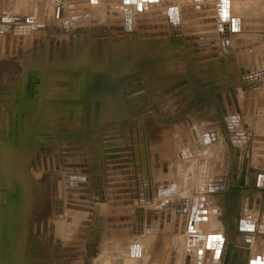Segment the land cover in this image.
<instances>
[{
    "label": "bare ground",
    "instance_id": "bare-ground-1",
    "mask_svg": "<svg viewBox=\"0 0 264 264\" xmlns=\"http://www.w3.org/2000/svg\"><path fill=\"white\" fill-rule=\"evenodd\" d=\"M98 1L94 0L93 3L85 1L88 4V7L85 8V10L89 9L88 12L84 13V15L76 16H83L82 18H89L92 16V10H94ZM168 1H171L175 5L174 8L178 9V11H181V8L185 7L184 0H162L159 2H153L151 0H106L103 13L106 22V29L109 30L110 28V30L119 33L117 38H122L125 42L123 41L119 44L117 43L112 48H110L107 44H102L101 46L99 45V47L95 49L92 54L94 60L87 66L81 65V67L76 70L78 75L75 82H73V89H71V92L68 93V88H66V95H64V89L50 86L53 83H57V72L55 73L50 68L44 67L42 62V53H39V44L35 42V45H38L39 51L36 50L35 46V50L32 49L30 40H28L30 39L28 37L31 33H33L32 29H27L24 34V31L20 32L15 29L3 31L0 28V96H8L15 83L19 81L22 84V78H26V82L23 84L25 86L29 85V88L35 83V79L37 81V84L35 83V89L30 88L31 90H28L29 92L27 91L28 95L35 93L33 94L35 96H32L31 98L26 96V92V98L20 97L19 99H15V97L10 96L5 99H1L2 97H0L1 129H5L4 135L6 137L7 128H9L8 135L13 139L12 142H9L7 147L9 148L7 151L12 157H8V160L10 161L12 159V163L5 167L2 160L0 169V204L2 206V208L0 207V264H6L7 262L15 264L16 261L14 259L12 245H37L39 237L37 238L36 236L38 234H42V236L45 234L47 236V241L52 244L50 247L51 251L50 249L48 250L50 254L52 253V260L48 264H66L62 263L65 261H69V264H167L170 255L169 245L172 246L175 240L183 242L182 245H184V252H193V254L186 258H183L184 256H182L180 264H253L256 260L255 254L259 256L261 255L258 260L260 263L255 264H264V241L259 239V241L255 243L257 244L256 249L258 248L260 250V253L257 254L255 248L253 249L254 252L252 251L247 253L246 249L248 243L246 241L244 242L242 239L243 237H248L250 231L255 228L254 225L249 222L241 223L239 220V216H248V211H240L237 208L234 209L239 200L242 202V197H246L247 201L257 202L261 198L260 196L264 195V51H262L263 54L261 53V49L264 50V45L262 44L263 46H261L259 44L261 47L258 45L255 47L254 43L244 47L234 48V44H236L235 40L241 37H257L255 32L251 33L244 31L245 22L243 23V21L244 19L251 17L242 18L240 15L244 12H257V17H264V0L236 1L232 9L233 11L228 12L229 18L227 19V22L225 21V25H221V21L225 18V5L222 0H220V2H218L219 0L188 1L186 6L189 5L192 6V8L194 7L190 15L199 14L198 12L200 11L201 6L209 3V11H204V16L207 15L206 13H210V10H213V14L215 15L214 17L216 18V21L213 24L208 25L204 22H201V24L200 22L191 20L193 30L220 29L222 31L220 32V38L218 37V34H205L207 36H204L203 34H201L202 36L196 35V38L194 39L190 37L192 40H188L189 47L186 46L189 50L184 47V43L181 41L182 38L180 36L182 33L179 34L177 31L174 33L170 30L164 31L153 23V25L157 26L156 28H151V24L148 25L146 23H140L134 25V31L131 35L125 37L120 35V33L124 31L122 26H125V29L127 30L132 23L131 9L135 8L139 11L142 7H145V10L154 11V7L159 5L165 7L166 2ZM67 4L68 2L63 4L62 0H26L24 22L28 24V26H31L29 24L34 23L35 19H37V21L46 25L55 24L53 26V30L54 34L57 35L58 28H62L63 31L68 28L61 26L62 24H60V20H81L78 19V17H75V14L70 15L67 11H65V6ZM29 7L36 8L37 15L42 14V17L34 18L35 14L33 10H28ZM245 7L248 8V10ZM208 8H204V10H207ZM27 12H30L31 16L28 15ZM48 14H50V16ZM50 19H53L51 20L52 22L48 21ZM79 25L87 26L89 25V21H81ZM38 27L41 29L40 26ZM97 28L99 29V27ZM80 31L81 30H72L66 32L65 41L67 42V57L70 61L72 60L76 62V55L77 57L79 56L78 52L80 50L81 43ZM254 33L256 35H254ZM15 34H17L18 37L15 38ZM109 34L112 35V33ZM261 34L264 35V31ZM27 35L29 36L27 37ZM45 35L44 37H46ZM12 36L13 38H11ZM112 36L116 37L115 35ZM175 37L176 39H174ZM177 37H180L181 39ZM213 37H218L215 42L212 41ZM178 39H180L179 41L183 45H179L180 42L175 43V40L178 42ZM8 45L11 48L13 46L17 53L12 55L8 49ZM25 48H27V51L24 50ZM249 49L251 50V55H248V52H246L247 54L243 56L242 52ZM11 50L14 51L13 48ZM107 51L110 52V59L108 62L106 61ZM152 52L158 54L150 56V53ZM62 54H65V52H63L61 40V57ZM103 58H105V61H103ZM120 59L125 61V66L122 65V67L134 68L121 72L120 74L117 73V67L113 66L112 62L119 61ZM203 59L211 65L213 64L211 67V65L209 66L207 63L208 66L205 68L203 67L205 71L207 73L214 72V74H209L218 75V79L220 78L218 82H221L220 80H222V83L224 82V85L226 86L224 87V85H218L221 86V88L222 86L224 88L222 90L220 89V91H215L212 95H209L210 101L212 98L214 105L207 104L209 99L207 102L203 101L207 97L204 95L203 96L205 98L201 97L203 98L202 102L201 100L199 101L192 87L190 91L182 94V96L192 94V97H190V99L187 98L188 100L186 102L176 106L173 104L163 103L165 96L168 97L173 92L184 87L174 88L171 94L169 93V89L164 91L166 87L170 85L175 86V84L179 83L175 81L182 75L183 70H185V66H188V61H195V63H197ZM217 59H219L217 62L218 64H214L213 62ZM196 65L194 64L193 69H197ZM31 66L34 67L31 68ZM187 66L186 69L189 71ZM200 70H197V73ZM193 71L195 72L196 70ZM206 72L201 73L205 76V74H207ZM35 73H39L40 75H36ZM184 73L186 72H183V74ZM132 74L138 75L131 76ZM194 74H196V72ZM199 74L200 72L198 75ZM203 74H200L201 77H203ZM209 74L206 76L212 78ZM123 76L126 77V79L119 80V78ZM136 77L139 78V80H136ZM195 77H197V75H195ZM127 79L134 80L130 81ZM213 79H215L214 76ZM186 81H188L186 85L194 86V83L191 84L192 82L190 79H186ZM120 82L123 84V87L120 86ZM62 84L64 83H59L61 86ZM218 86L216 85V87ZM32 88H34V86ZM130 89L139 90L137 94L145 93L146 98L127 105L126 98L131 97V94L126 92H129ZM184 90L185 89L176 93H182ZM161 92L165 94L163 98L159 97L160 99H153L155 95L159 96L158 93ZM80 94L81 96L83 95L84 98H81ZM208 94L209 93L207 92L206 95ZM67 95L69 96L66 97ZM51 96L56 98L58 97V99L60 98L63 100L53 101V99H50ZM167 97L166 101L169 102ZM65 98L71 101L69 105L73 103V108L77 106L72 115V119L67 118L66 108L69 107V105L66 103ZM151 99H153L155 111L163 122H166L174 117L172 123L167 122L165 124L166 134L173 146V152L170 156L166 157V160L173 162L175 161L176 156L178 161L179 159L181 160L176 166L171 165L167 167L165 165V168L161 165L162 172L158 171V176L155 170L156 164H154L155 166L151 168L154 172V184L152 179V189L154 190V193L157 192L158 196L161 194L158 192L160 187V176H162L161 190L163 192L173 193L174 188L176 190L179 181H182L184 185L187 184L194 186V188H196L200 183L201 187L207 186V189L209 190H211V188L219 191L225 190L227 188V180L229 181V175H235V182L233 183L235 188L229 198L230 200L227 204H225L223 210H213L212 215L208 216L204 220L203 228L201 227L200 230L196 232H180L170 235L168 232V228H170L169 221L167 218H160L157 205L155 206V210L149 209L148 211L139 212L138 208L135 209V206L132 205L110 207L106 210L103 221L104 224L109 225L108 228L116 227L122 234L131 233L130 230H121V228L129 226V223H131L132 232H136L138 230L137 228H140L137 219L141 217V214H143V216L147 214V218L144 219V217H142L141 219L142 224H145L146 222L149 229H144L142 232L151 235L154 233L163 238L168 235L169 239L163 240L162 238L161 240L163 241L158 243L152 238L151 240H147L143 247H141L140 241L129 243L122 241L119 244L121 246L120 250L110 249L111 242L109 240L108 242H105L104 249L101 251L99 244L101 240L99 239H92L90 237L75 238L64 235L60 236L57 234V221L55 223L52 222L51 224H43L42 222H39L38 213L29 214L22 212L24 202L27 204V202H31L30 200L33 198L32 201L36 206L41 204L44 199L43 191H29L26 183L23 184V179L16 176V171H21L25 168V160L29 151L28 146H30L27 145V139H29V142L31 141L33 148L42 149L39 153H33L32 162L35 170H39V172L46 174L44 177L47 182V179H50V183L55 184L59 181V178L57 180L58 175L62 178L63 188L65 187V193L63 192L65 198L73 201V203L95 202L93 200H89L87 195L89 194V197H92V191L97 189L94 186L95 182L97 181L101 183L104 172L108 178H110L112 171L118 172L122 168L129 171L128 169L131 166L128 162V158L131 153L130 151L132 150L125 149L120 151L114 148L112 149L111 147L110 151L107 147H104L103 150L108 152V154H106V152L103 153V147L101 148L100 143L104 142L106 144L105 146H107L109 140L112 141L116 139L118 141L127 142L132 139L135 136L133 130L137 129V125L144 120H149L148 112L151 111V108L149 105L147 108L148 110H143L142 108H144L143 104L147 102L149 103ZM53 102L64 105L65 107L63 110H65V114L62 116V120H60L59 123L55 121L52 126L49 125V123L53 120L49 118L54 115H49L48 112L53 109L49 107L48 110L45 111L43 104ZM204 103H206V106H204ZM259 103L260 105L257 107V104ZM33 104L35 108L33 110L31 109L32 111L28 113L30 106ZM171 105L173 106L170 107ZM181 106H183V110L177 109ZM99 110H102L103 120L100 121L98 118L99 122L96 123L97 121H95L92 117L99 112ZM138 110H140V113H142V110L146 112L142 115L134 113ZM175 111L181 112L176 114ZM33 113L35 114L34 121L31 119ZM185 115L189 118L191 131L197 140V146L193 145L190 141L191 132L185 127V121H181L179 119V117ZM85 118H88L87 121H90L92 127L94 122L97 124V126L95 125L96 128L98 127L97 135L86 133L84 137H78L81 133L83 120L86 121ZM31 123L34 124L33 127L35 128V132L33 133L32 130L30 135ZM55 127H57V130L59 129L57 134H54L56 130ZM223 127H227V130L229 131L228 134L235 133L237 135L241 134V136L247 135L248 143H250L246 146L247 149L250 148V153L246 155L247 161L245 160V156L237 158L239 150L234 144L238 141L227 146L229 150L236 149L235 156H229L227 149H225L226 153L221 151L222 148L217 143L210 144L207 143V141L205 142L204 138H206L207 135L221 132L224 129ZM259 130L263 131H261V133H257ZM85 131L86 130H84V133ZM149 131L152 132L153 128L150 127ZM28 132L29 136H26L28 135ZM77 134L78 136H76ZM67 136H69V138ZM154 136L158 137V132H155ZM57 138H59V142L61 143H68L69 141H83L85 149L84 151H82V149H73V151L70 152L62 151V149L66 148V146H60L57 154V142H55ZM238 138L235 137L234 139ZM76 145L77 144H74V146ZM74 146L72 147L74 148ZM107 149L109 151H107ZM100 150L102 152V156H100ZM0 157H4V155H0ZM106 157H108L107 161L105 160ZM196 158H200V160ZM224 161H228L226 163L227 167H225V164H221ZM74 167H79L84 172L82 174L75 173L76 170L72 169ZM169 167L177 168L176 176L173 173V175L170 176L171 168ZM250 176L252 183L248 182V178ZM73 178H75V180ZM219 178L220 180H218ZM72 181L76 184H82L85 182V187H88V189H86L88 193H82L80 191L81 193L78 192V194L75 192L77 189H73L74 192H70L71 188H73L70 184ZM166 182L167 187L171 188L170 191H167L168 188L166 187ZM52 186L54 187V185ZM55 186L56 190L54 187V189L50 190V193L47 192L46 194L48 195L49 193L51 196L50 200L56 213L54 215H56L55 217L57 218V213H60V211L58 212L57 210V207L59 206H57V204H59L57 203V183ZM248 187L253 189L255 194L259 197L256 198V195L253 194V192H249L246 189ZM126 191L121 190L120 192L121 195L124 194V199L120 198L124 203H127L126 199L128 198L127 194H125ZM211 199L215 198L200 197L198 198V201L201 203L202 201ZM33 203L31 205H33ZM200 203L197 207H200ZM182 204H187V202L184 201ZM205 205L206 204H204V206ZM171 206L172 205H169L168 207L171 208ZM125 210H133V212L128 215H121V213H119ZM95 211H97V209H95ZM185 211L186 209L183 210V213ZM216 213H220V215L216 216ZM177 214H179V209L175 210V216H177ZM154 216H156V218H154ZM183 219L184 216L181 218V225ZM98 225L101 227L102 222H96L94 224L95 228L98 227ZM105 232L111 231L106 230ZM115 233H117V231H115ZM250 237H254V235ZM97 241L99 243H97ZM181 248L182 247L179 249L178 247V251H181ZM239 254H242L243 256H236ZM225 255H229L230 258L225 257ZM63 256H67V258L65 259ZM51 257L49 259H51ZM40 258L41 257H39V259ZM70 260H74V262Z\"/></svg>",
    "mask_w": 264,
    "mask_h": 264
},
{
    "label": "rangeland",
    "instance_id": "rangeland-1",
    "mask_svg": "<svg viewBox=\"0 0 264 264\" xmlns=\"http://www.w3.org/2000/svg\"><path fill=\"white\" fill-rule=\"evenodd\" d=\"M25 1L26 0H0V28L3 31H6L8 29H15L16 31H20V32L24 31V34L26 33L27 29H29V28L32 29L33 33H31L30 36L27 35V37L29 36L28 38H30L28 40H30V44L32 45V49L36 47L37 51L40 50L39 53L40 54L42 53L41 55L43 56L42 62H43L44 67L50 68L55 73L57 72V84L59 85V83H64V84H62L63 87L61 85H59V86L57 85V87H60L61 89L65 90L64 95L67 94L66 88H68V91H67L68 93L71 92V89H73V87H72V85L74 84L73 82H75L76 77L78 75L76 70L79 67H81V65L87 66L88 64H90V62H92L94 60L92 54H93L94 50L99 47V45L101 46L102 44H107L110 46V48H112L117 43L119 44V43L124 41V40H122V38H120V39L117 38V35H119V33H117L116 31L110 30V28H109V30L106 29V22H105L104 14H103L104 13V4H105L106 0H99V1L97 0L98 4L95 6L94 10H92V14H91L92 16H90L89 18L88 17L82 18L83 16L78 17L76 15H84V13H87L89 9L85 10V8L88 7L87 2H85V1H90L93 3L94 0H62L63 4L68 2V4L65 6V8H66L65 11H67V13L70 15L75 14L74 16L78 17V19H81V20H71V19L60 20L59 22H60V24H62L61 26L68 27V28H66L65 31H63L62 28H58L57 29V35L54 34V30H53L54 29L53 26L55 24H47L46 25L44 23H40L39 21H37V19H35L34 23L29 24L31 26H28V24H26L24 22L25 11H26L25 10ZM151 1L159 2L162 0H151ZM188 1L191 2L194 0H184V3H185L184 6L185 7H182L181 11H178V9H175L174 8L175 5L171 1L166 2L165 7L162 5L154 7V11L145 10V7H142L141 10H139V11L136 10L135 8H133V9H131L132 23H131L130 27L127 28V30L125 29V26H122L124 31L121 32L120 35H123L124 37L131 35L132 32L134 31V25H136V24H140V23H146L148 25L151 24L152 25V26H150L151 28H153V27L156 28L158 26L164 31L170 30L171 32H174V33L176 31L179 34L182 33V35L180 37L183 40L180 37H177V38L181 39V41L184 43V47L187 50H189L188 49L189 41L196 38V35L198 36V35L203 34L204 36H207L205 34H208V35L209 34H218V37L220 38V32H222L220 29L219 30H215V29L193 30L191 20H194L195 22H200V23L204 22L206 25H208V24H213L216 21V18L214 17L215 15L213 14V10L212 11L210 10V13H206L207 15L204 16L205 15L204 11L205 12L209 11V8H208L210 5L209 3L201 6V9H200L201 12L199 11L198 12L199 14L190 15L192 10L194 9V7L192 8V6H189V5L186 6ZM236 1H238V0H222L223 4L225 5V18L221 21V25L226 24L227 19L229 18L228 12L233 11L232 9H233L234 3ZM218 2H220V0ZM204 8H208V9L204 10ZM202 9H203V11H202ZM246 9L248 10V8H246ZM28 10L29 11L33 10V12L35 14L34 18L42 17V14L37 15L36 8L29 7ZM27 14L31 16L30 12L29 13L27 12ZM48 15L50 16V14H48ZM240 17H242V18L251 17V18L244 19V21L242 20L243 23L245 22L244 23V26H245L244 31L251 32V33L255 32L257 34V37L256 38L253 37L254 39L250 36L241 37V38H239L240 40L236 38L237 40H235L236 44H234V48L244 47V46L254 44V43H255V47H256V45L263 46L264 45V35L261 33L264 31V25H263L264 24V17H257V12H254V13L244 12L243 14L240 15ZM51 20H53V19H50L48 21L52 22ZM45 21H47V20H45ZM81 21H89V25L80 26L79 24ZM152 23L156 24L157 26L153 25ZM246 25H248V26H246ZM38 26H40L41 29H39ZM97 27H99V29ZM110 27H112V26H110ZM171 29H173V30H171ZM72 30H81L80 31V33H81L80 34L81 35L80 50L78 52L79 56L77 57V55H76V59H75L76 62H74L72 60L71 61L68 60V57H67L68 56L67 42L65 41L66 32L72 31ZM109 33H112V35H115L116 37L110 35ZM255 33H254V35H256ZM45 34H47V35H45ZM44 35L46 37H44ZM16 37H18L17 34H15V38ZM190 37H192V39ZM218 37H213L212 41L215 42ZM11 38H13V36ZM174 39H176V37ZM180 39H178V42H177V40H175L176 42L175 41L174 42L179 43ZM186 39H187V41H186ZM61 40H62L63 52H65V54H62V57L60 55ZM31 41H32V43H31ZM67 41H68V37H67ZM184 41H186V42H184ZM35 42L37 44H39V46H40L39 50H38V45L37 44L35 45ZM179 45H183V44H181V42H180ZM186 46H188V47H186ZM44 47H45V50H44ZM10 48L11 47H9V45H8V49L12 55L17 53V51L15 50V48L13 46H12V48L14 49V51L11 50L12 48L11 49ZM27 48H25L24 50L27 51ZM250 51H251L250 49L244 50L242 52L243 56H245L247 54L246 52H248V55H251ZM262 51H264V50L261 49V53H262ZM53 54H54V56H53ZM156 54H158V53L152 52V53H150V56H155ZM109 56H110V52L107 51V54H106V61L107 62L110 59ZM78 58H79V60H78ZM103 61H105V58H103ZM204 61H206V60H204V59L200 60L199 62H197L199 64L195 63V61H192L193 63L191 61H188V66L187 65L186 66L188 67L189 71H187L186 66H185V70H183V72H186V73H184L185 77H184V74L182 72V75L181 76L179 75L180 77L178 76L179 79H177L175 81V82H179V83L175 84V86L170 85V86L166 87L164 89V91L169 89L170 90L169 93L171 94V92H173L174 88H176V87L178 88V87H182V86H184V87L173 92L168 97L165 96V94H163V92H164L163 91L161 93H158L159 96L155 95L153 97V99L159 98V97L163 98L165 96L163 103L172 104L173 102H176L177 100H179L181 98L182 99L184 98L185 101L177 104V105H179L181 103L186 102L188 99H190V97H192V95H190L189 98L186 96L189 94L182 96V94L190 91V89L192 87L193 90L195 91L196 97L199 101L201 100V102H202L203 98H205L207 96L206 97L207 99L205 98L203 101L207 102V100L209 99L207 104L214 105L212 98L210 101L209 95H212V93H214L215 91H220V89L222 90L226 86L224 85V82L222 83V80H220L221 82H218L220 78L218 79V77H219L218 75H213L214 72H209V73H213L210 75L209 73H207L205 71L204 68L207 67L208 65L210 66L211 64L208 63L207 61L206 62H204ZM124 63H125V61L123 59H120L119 61L112 62V65L117 67V71H118L117 73L120 74L121 72L128 71V70H131L134 68V67H122V65H124ZM206 63H208V65H205ZM192 64H193V66H192ZM194 64L195 65L197 64L196 65L197 69L196 68L193 69ZM212 65H211V67H212ZM33 67L31 66V68H33ZM200 69H202V70H200ZM193 70H196L195 71L196 74H194L195 72ZM197 70H200V71H198V73L200 72V74H203L204 72H206L207 74H205V76L203 74L202 75L203 77H201V75L199 74L200 77L198 78L199 75L197 73ZM201 72H203V73H201ZM35 74L40 75L39 73H35ZM208 74L210 75V77L212 76V78H209V76H206ZM186 75H189L190 77L186 76ZM195 75H197V77H195ZM126 76H128V75H126ZM213 76L215 79H213ZM216 76H217V78H216ZM123 77H121V78H123ZM185 78L187 80L190 79L192 82V83L191 82L190 83L191 84L194 83V86L186 85V83L188 81H186ZM25 79L26 78L21 79L22 84L19 81L17 83H15V85L11 89V92L6 97L11 96V97H15V99L16 98L19 99L20 97L26 98V96H28L29 98H31L32 96H35V95H33L35 93L28 95V92L31 89H35L36 84H37L36 79L34 81L36 84L35 83L32 84L31 86L32 87L34 86V88L30 87L31 89L28 87L29 85L25 86L23 84L24 82H26ZM136 80H139V78L136 77ZM183 81H185V83L181 84V82H183ZM64 85H66L67 87ZM216 85L217 86L218 85H224V87L223 86H222V88H221V86L216 87ZM26 87H28V88H26ZM24 88L26 89V91ZM54 88H56V87H54ZM186 88H187V90H186ZM141 89H143V88H141ZM183 89H185L184 90L185 92L182 91V94H180L178 96L174 95L175 96L174 98H170L174 93H176L180 90H183ZM207 90H209L210 92ZM206 91L209 93L208 95H206V93H207ZM25 92L27 95L25 94ZM216 94H219V93H216ZM68 96L69 95H67L66 97H68ZM80 96H81V94H80ZM0 97H2L1 99L6 98L3 95H1ZM145 97H146V95H145ZM166 97H167L169 102L166 101ZM201 97H203V98H201ZM52 98H53V101H57V98H55V97H52ZM81 98H84V96L82 95ZM153 99H151L149 101V103L148 102L145 103V106L149 105V107L151 108V111L148 112V119L149 120H144L137 125V129L133 130L135 136L132 139H130L127 142L118 141L116 139H114L112 141L109 140L107 143V146H105L106 144L104 142H102L104 144L100 143L101 148L103 147L102 149H104V147H107L110 151H111V149H110L111 147H112V149L114 148V149L120 150V151H123L125 149L132 150V151H130L131 153L129 154V158H128V162L131 165L130 168L128 169L129 171H127L124 168H122L120 171H118L119 181L121 182L120 186L121 187H127V189L129 188V190H127L125 192V194H127V196H128V198L126 199L127 203H124L123 201L119 202V203H122L123 205L135 206V209L138 208V212L139 211H148L149 209L155 210V206L157 205V210L160 213V218L161 219L167 218L169 221L170 228H168V232L170 233V235L180 233V232L191 233V232L199 231L201 227L203 228L204 220L208 216L212 215L213 210L214 209L223 210V207L225 206V204H227L228 201L230 200L229 198L232 194L233 189L235 188L234 184H233L235 182V180H234L235 175H233V174L229 175V181L227 180V188L225 190L219 191V190H214V188H211V190H209V189H207V186L201 187L200 183L198 184V186L196 188H194V186L187 185V184L184 185L182 183V181H179V183L176 187V190L174 188L173 193L163 192L161 190L162 189V185H161L162 176H160V181H159L160 187L158 189V192H160L161 194H160V196H158L157 192L154 193L153 192L154 190L152 189V179H153V184H154V177H153L154 172L151 170V168L153 166H155L154 164L159 165V171L162 172V166L161 165H166L167 167L171 166V165L176 166V165H178V162L181 160L179 159V161H178L177 156L175 157V161H173V162H169L168 160H166V157L170 156L172 154L173 146H172L170 139L168 138V136L166 134L165 124L167 122L172 123V121L174 120V117L171 118L170 120L166 121V122H163L154 109ZM70 102L71 101H69V99L66 98V103L68 105ZM54 104L57 105V103H54V102L53 103H44L43 108L45 109V111H47L49 106L54 105ZM72 104H70L69 107L66 108L67 118H69V119L70 118L72 119V115L74 113V110L77 107V106H75L73 108ZM259 105H260V103L257 104V107H259ZM71 106H72V108H71ZM204 106H206V103H204ZM34 108H35L34 104L31 105L29 110H28V113H30V111H32ZM70 108H71V110H70ZM180 109H182V107ZM139 111L140 110H138L134 113H138V115H142L144 112H146V111L142 110L141 111L142 113H140ZM180 112L181 111H175L176 114L180 113ZM34 117H35V114L33 113L32 118H31V119H33V121H34ZM92 118L95 119V121H97L96 123H98L99 120L102 121L103 120L102 119V110H99V112H97L95 115H93ZM98 118H99V120H98ZM73 119H74V117H73ZM85 119H86V121L83 120L84 128L82 127L81 133L79 134V136H78V134L76 136L81 138V137H84L86 135V133L97 135L98 127L97 128L95 127V125L97 126V124H95V122H94L93 127H92V124H90V121H87L88 118H85ZM179 119L181 121H185V123H184L185 127L187 128V130H189L191 132L190 133L191 134L190 141L192 142L193 145L197 146V140H196L195 136H193V133L191 131V126L189 124V118L187 117V115H185V116L179 117ZM84 121L87 123H85ZM32 123H31V130H33V133H34L35 128L33 127L34 124H32ZM52 123H54V122H52ZM176 123H178V122H176ZM56 124H57V122H56ZM150 127L153 128L152 132L149 131ZM56 128L57 127H55V129ZM91 128H93V129H91ZM84 130H86L85 133H84ZM90 130L93 133H91ZM4 131H5V129L2 130L1 124H0V155L1 156L4 155V157H0V169H1L2 160H3L2 163L5 165V167L12 163V161H11L12 157L9 155V153L7 151L9 148H7V147L9 145V142H12L13 139H12V137H9V135H8L9 134L8 133L9 128H7L6 137L4 135ZM261 131H263V130H259V131H257V133H261ZM58 132H59V129L58 130L56 129L54 134H57ZM155 132H158V135H159L158 137L154 136ZM228 132L229 131L227 130V127H226L221 132L207 135L206 138H204L205 142L207 141V143H210V144L211 143H217L222 148L221 151L226 153L225 149H227L229 156L230 155L235 156V150L236 149L229 150L227 148V146L232 145V143H235L238 141L237 143L234 144L236 146V148H238V150H239L237 158H242L243 156H245V160L247 161L246 155L250 153V148L249 149L246 148V146H248L250 144V143H248L247 135L241 136V134L237 135L235 133L234 134H231V133L228 134ZM245 136H246V138H245ZM67 137L69 138V136H67ZM233 137L234 138L239 137V138L234 139ZM96 140H98V139H96ZM55 142H57V154H58L60 146H61L60 145L61 142H59V138H57V140H55ZM27 143H28L27 145H30V146H28V148H29V151L32 152L31 156L34 152H38V153L41 152V149L33 148V146L31 145V141L30 142L28 141ZM30 147H31V149H30ZM1 151H2V153H1ZM146 156H149V157H146ZM8 157H11V158H9V159H11L10 160L11 162L8 160ZM57 158H58V156H57ZM149 158L151 160H149ZM196 159L200 160V158H196ZM13 161H14V159H13ZM30 161H31V166H33L32 157H31ZM227 162L228 161H224L221 164H225L226 165L225 167H227V164H226ZM221 164H220V166H221ZM169 168H171L170 169V171H171L170 176L173 174H175V176H176L177 168H175V167H169ZM225 171H226V169H225ZM166 175H167V172H166ZM218 180H220V178ZM250 180H251V182H250ZM248 182L252 183L251 176L248 178ZM141 185L144 186L145 188H148L147 190H149V191H147V193H148L147 200L148 201L142 200L143 203L147 207H145V205H142V206L139 205V204H141V197H142L141 194L143 192L139 191L137 188H139ZM166 187H167V182H166ZM167 188H168L167 191L171 190L170 187H167ZM246 189L249 192H253V194H255V191H253V189H250L249 187ZM76 191H78V190H76ZM70 192H74L72 188H71ZM110 192H113V191H111V189H110ZM249 192H247V193H249ZM92 193L94 194V195L92 194V197H89V194L87 195V198L89 200H93L95 202H98V201H101L102 198L104 197L103 191L100 188H99V190L95 189L94 191H92ZM255 195H256L255 196L256 198L259 197L257 194H255ZM261 195H263V194H261ZM183 196H194L195 198L191 200V203L182 204L183 203L182 200L185 199V197H183ZM200 197H202V198L214 197L215 199H211V200H207V201L205 200V201H202L200 203L198 201V198H200ZM260 197L261 198L257 202L247 201L246 197H242V202H241V200H239L237 203V206L235 205V208H234V209L237 208L240 211L247 210L249 215L248 216H246V215L239 216V220L241 221V223L249 222L250 224L254 225V227H255V228H253V230L250 231V234L248 237L242 238L244 242L246 241L248 243L247 249H246L247 253L252 252L254 248L256 249L257 244H255V243H257L259 241V239L260 240L262 239V241H264V216H263L264 215V195L260 196ZM122 199H124V198H122ZM199 203H200V207H197ZM204 204H206V205L204 206ZM110 205L112 206V205H114V203H111ZM169 205H172L171 208L168 207ZM0 207L2 208L1 204H0ZM176 209H179V214H177L178 217L175 216V210ZM184 209H186V211L183 213ZM215 215L219 216L220 213H216ZM182 216H184V219H183V222L181 225ZM142 217H144V219H145L148 216H147V214H145L144 216H143V214H141V217H139L140 219L139 218H138L139 220L137 219V221L139 222L140 228L138 227L137 228L138 230L136 232H132L131 223H129V226L121 228V230H130L131 231V233H126V234L120 233L119 232L120 230L116 227H115L116 229L109 227L108 231H111V232H104V237L100 239L101 240L100 241L101 251L104 249L105 242H108L109 240L111 242V248L110 249L120 250L121 246L119 244L122 241H124L125 243L126 242L129 243V242L140 241L141 247H143V245L146 244V241L151 240L152 238L154 239V241H156L158 243L163 241V240L169 239L168 235L163 238V237H160L159 235L157 236L154 233L152 235L148 234V233H143L142 230H144V229L148 230L149 227H148V224L146 225V222H145V224H142V219H141ZM154 218H156V216H154ZM175 219H176V221H175ZM259 227H261V228H259ZM115 231H117V233H115ZM209 234H211V233H209ZM252 235H254V237H250ZM162 238H163V240H161ZM141 241H143V242H141ZM174 243L172 244V246L169 245V248H170L169 254L170 255L168 254L169 255V261L167 262V264H180V260H181L182 256H184L183 258H186L189 255L193 254V252L191 250H190L191 252H188V251L184 252V249H183L184 245H182L183 242H181L179 240H175ZM12 247H13V252H14V259H15V261L19 262L21 260V257H22L20 254L21 253V246L19 244V245H15V246L12 245ZM178 247H179V249H180V247H182L181 248L182 250L178 251L179 250ZM17 253H19V254H17ZM51 256H52V253H51L50 257ZM236 256L242 257L243 255L239 254ZM255 256H256V254H255ZM225 257L230 258L229 255H227V256L225 255ZM51 260H52V257L48 261L50 262ZM6 264H12V263L7 262Z\"/></svg>",
    "mask_w": 264,
    "mask_h": 264
},
{
    "label": "crops",
    "instance_id": "crops-1",
    "mask_svg": "<svg viewBox=\"0 0 264 264\" xmlns=\"http://www.w3.org/2000/svg\"><path fill=\"white\" fill-rule=\"evenodd\" d=\"M218 60L219 59L215 60L214 64H216L218 62ZM218 68H221V67H218ZM190 95H192V94H189V95H186V96L189 98ZM183 101H185V100L179 99L176 102H173L172 104L174 106H176L178 103L183 102ZM143 107L144 108H148V105L145 106V104H144ZM170 107H172V105ZM181 107H183V106H181ZM180 108H177V109H179V110H183L184 109V108H182V109H180ZM82 127H83V125H81V128ZM31 132H32V130H31V125H30V135H31ZM27 134L28 135H26V136H29V132ZM27 140H29V139H27ZM71 145H74V144H71ZM107 151H109V150L107 149ZM100 152H101V150H100ZM105 152L106 151H104L103 153H105ZM106 154H108V152H106ZM100 156H102V152H101ZM31 157H32L31 153H30V151H28L27 158L25 160V168L23 170H21V171H16V176H18V178H22L23 179L22 180L23 184L26 183V185L28 186L27 189L29 191H31V192H33L35 190L43 191L44 192L43 193V198L44 199L41 202V204L35 206V204L32 201L33 198H32V194H31L32 200H30L31 202L28 201L27 204L24 202L23 211L22 212L23 213L26 212V213H29V214L30 213H38L39 222H42L43 224H48V223L51 224L52 222L55 223L57 221V234L60 235V236L64 235V236L75 237V238L90 237L92 239H99V240L101 238H103L104 237V232L106 230L107 231L109 230L108 229V225L104 224V222H103L106 210L108 208H110V207L123 206L122 203H118V202H122V200L120 198H124V196H123L124 194L121 195L120 192H121V190L122 191L129 190V188L127 189V187H122V188L119 187L120 186L119 184L121 183L119 181V173L112 171L111 175H114V176L110 175V178H108V176L104 172V174H103V178L104 179L103 178H102L103 180L101 179V183L96 181L98 184L95 182V185H94L95 188H97L98 190H99V188H101V190L103 191L104 197L102 198L101 201H98V202H89V200H88L89 203H85V202L84 203H73V201L68 200L67 198H65V195H64V193H65L64 188L65 187L63 188L62 178L57 175V180L59 178V181L56 182L57 183V190H58L57 191V203H59V204H57V206L58 205L60 206V207L59 206L57 207V210H58V212L60 211L61 214L57 213V218H56L55 217L56 215H54L56 213H55L54 207L52 206V203H51V200H50L51 196L49 194L50 190L54 189V187H55V190H56V186H55L56 183L55 184H51L50 183V179H47L48 180V182H47L45 177H44V175H46V174H44L43 172H39V170H35V168L33 166H31V161H30ZM108 157L105 158L106 161H107ZM146 157H149V156H146ZM149 160H151V159L149 158ZM101 163H102V161H101ZM27 166H28V168H27ZM102 183L104 184V186H103ZM52 185H54V187ZM35 187H36V189H35ZM81 187L82 186H78V187L73 186L72 189H77V190H81V191H82V189H88L87 186L84 187V188L83 187L81 188ZM91 188H92V186H91ZM109 188L113 192H110ZM117 188H119V189H117ZM123 189H125V190H123ZM137 189L139 191L143 192L141 194V196H142L141 197V204H139V205L140 206L145 205L142 200L148 201L147 200V198H148L147 191H149V190H147L148 188H145L142 185L139 188H137ZM47 192H49L48 195L46 194ZM86 193H88V192H86ZM183 197H185V199H183L182 202L185 201L187 203H191V200L195 198L194 196H183ZM84 201H86V200H84ZM106 201H107V203L108 202L109 203L107 204ZM32 203H33V205H31ZM61 203L63 204V206H62ZM111 203H114V205L111 206L110 205ZM145 207H147V206L145 205ZM95 209H97V211H95ZM58 215L61 216V217H59ZM95 216H97V217H95ZM93 220H94V222H93ZM80 222H82V223H80ZM96 222H102V226L100 227L98 225V227L95 228L94 224ZM104 226H106V227H104ZM36 237L37 238L39 237L38 238L39 242L37 243V245H32V244H21L20 245L21 246V253L20 254H21L22 257H21V260L19 262L16 261L17 264H36V262H37V264H39V263L40 264H44V263L46 264V262L48 264L49 261H47V260H49L50 255H51L48 250L50 249L52 244H50L47 241V236L45 234H44V236H42V234H38ZM97 243H99V242L97 241ZM45 248H47V249H45ZM50 251H51V249H50ZM17 254H19V253H17ZM36 255H37V257H36ZM38 256L41 257V258L39 259ZM42 256L43 257L45 256V257L43 258Z\"/></svg>",
    "mask_w": 264,
    "mask_h": 264
},
{
    "label": "water",
    "instance_id": "water-1",
    "mask_svg": "<svg viewBox=\"0 0 264 264\" xmlns=\"http://www.w3.org/2000/svg\"><path fill=\"white\" fill-rule=\"evenodd\" d=\"M34 49V48H33ZM35 50V49H34ZM213 63H215V62H213ZM205 65H207V63L205 64ZM59 73V72H58ZM133 75H138V74H132L131 76H133ZM124 79H126V77H123V78H120L119 80H124ZM127 80H130L131 81V79H127ZM132 80H134V79H132ZM183 83H185V81H183V82H181V84H183ZM120 84V86L121 87H123L122 85L123 84H121V82L119 83ZM57 83H53L52 85H50V86H54V87H57ZM19 87V86H18ZM139 90H136V89H130V91L129 92H126V93H128V94H131V97H129V98H126V104L128 105V104H130V103H132V102H138L139 100H141V99H145L146 97H145V93H141V94H137V92H138ZM180 94H182L181 92H179V93H175V94H173L170 98H174L175 96H178V95H180ZM175 95V96H174ZM64 96V95H63ZM52 97H54V96H51L50 97V99H53ZM56 98V97H55ZM66 99V98H65ZM57 100H63V99H58V97H57ZM182 100H185L184 98L182 99ZM131 101V102H130ZM173 106V105H172ZM50 108H52L53 110L52 111H49L48 112V114L49 115H54L53 117H51V118H49V119H51V120H53L52 122H55V121H57V122H60V120H62L61 118H62V116L65 114V110H63V108L65 107L64 105H60V104H54V105H51V106H49ZM143 110H147V108H142ZM141 110V109H140ZM49 123V125H52V124H54V123ZM56 131V130H55ZM71 144H77L76 146H74V145H71ZM83 144H84V142L83 141H76V142H71V141H69L68 143H60V145L61 146H66V148H63L62 149V151H73V149H77V150H80V149H82V151H84V146H83ZM68 146V147H67ZM72 146H74V148L72 147ZM74 166V165H73ZM164 167H165V165H163ZM72 169H74V170H76V172L75 173H79V174H82L84 171L82 170V169H80L79 167H74V168H72ZM155 170H156V174H157V176H158V171H159V166L158 165H156L155 166ZM156 176V177H157ZM74 180H75V178H73ZM82 179V178H81ZM71 185H73V186H76V187H78V186H83V187H85V182H83L82 184H76L75 182L73 183V181H72V183H70ZM81 190H78V191H76L77 193L79 192V193H86L87 192V190L86 189H82V191L80 192ZM78 193V194H79ZM133 212V210H125V211H121V212H119V213H121V215H123V214H125V215H128V214H130V213H132ZM115 213H118V212H115ZM122 217H125V216H122ZM121 217V218H122ZM78 250V249H77ZM256 253L257 254H259L260 252V250L257 248L256 249ZM69 257V256H68ZM83 257V256H82ZM63 258H67V256H63ZM256 260L253 262V264H255V263H260V262H258V260H259V255H256V258H255ZM264 259V258H263ZM251 260H253V259H251ZM70 261H73L74 262V260H70ZM58 263V262H57ZM62 263H66V264H69V261H65V262H62ZM52 264H54V263H52Z\"/></svg>",
    "mask_w": 264,
    "mask_h": 264
}]
</instances>
